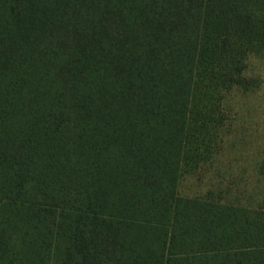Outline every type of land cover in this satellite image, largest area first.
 Here are the masks:
<instances>
[{
	"label": "trees",
	"instance_id": "16d2710c",
	"mask_svg": "<svg viewBox=\"0 0 264 264\" xmlns=\"http://www.w3.org/2000/svg\"><path fill=\"white\" fill-rule=\"evenodd\" d=\"M263 56L264 0H0V264H264V152L179 191Z\"/></svg>",
	"mask_w": 264,
	"mask_h": 264
},
{
	"label": "rangeland",
	"instance_id": "374dc122",
	"mask_svg": "<svg viewBox=\"0 0 264 264\" xmlns=\"http://www.w3.org/2000/svg\"><path fill=\"white\" fill-rule=\"evenodd\" d=\"M256 66L262 77L260 89L246 98L238 91L231 93L233 110L223 129V144L208 162L184 167L181 194L202 196L212 184L221 182L224 188L235 189L228 197L257 196L255 187L260 188L263 180L257 177L256 166L263 163L264 152V56Z\"/></svg>",
	"mask_w": 264,
	"mask_h": 264
}]
</instances>
